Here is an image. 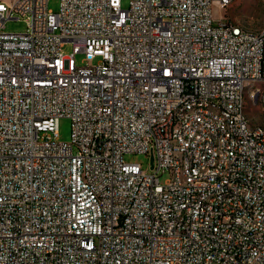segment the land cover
<instances>
[{
  "label": "built area",
  "instance_id": "2783aa9c",
  "mask_svg": "<svg viewBox=\"0 0 264 264\" xmlns=\"http://www.w3.org/2000/svg\"><path fill=\"white\" fill-rule=\"evenodd\" d=\"M49 1L0 0V264H264V131L240 121L264 79V26L215 20L216 0ZM11 20L26 31L6 32ZM200 101L232 118L227 167L178 187L175 129L198 167L213 162L217 121L199 110L202 134L188 128Z\"/></svg>",
  "mask_w": 264,
  "mask_h": 264
},
{
  "label": "bare ground",
  "instance_id": "6f19581e",
  "mask_svg": "<svg viewBox=\"0 0 264 264\" xmlns=\"http://www.w3.org/2000/svg\"><path fill=\"white\" fill-rule=\"evenodd\" d=\"M229 21V20H226ZM236 30H246L236 26ZM254 33H263V28L253 31ZM264 85V79H252L251 87L246 91L253 104L260 105L264 110V101L258 100V94L264 95V88L258 85ZM238 94H245V86H238ZM199 110L203 118H211L217 121V127L214 129L213 138L209 139V151L212 154L213 162H205L202 167H198V157L193 156L197 152V142L184 141L182 138V129H175L172 132V145L179 150L177 152L178 173L175 174V182L178 187L203 188L211 181L213 174H218L227 167L228 148L224 145V140L228 139V133L232 127V118L227 117L225 109L217 105H211L209 101H200L197 104H191L189 108L188 128H194V134H202L203 123H199ZM240 121H247L246 111H240ZM264 131V127L258 126ZM196 169V173H195ZM232 170H224V178H231ZM244 185V178H233L232 186ZM222 198V190H214L208 193L210 206H217V201Z\"/></svg>",
  "mask_w": 264,
  "mask_h": 264
},
{
  "label": "rangeland",
  "instance_id": "374dc122",
  "mask_svg": "<svg viewBox=\"0 0 264 264\" xmlns=\"http://www.w3.org/2000/svg\"><path fill=\"white\" fill-rule=\"evenodd\" d=\"M61 0H50L49 9L57 13L60 10ZM129 5L128 0H123V7L127 8ZM219 1H214L213 17L215 20L221 18L232 21L236 26L257 31L264 26V0H233L231 5L220 11ZM5 31L11 33L25 32L27 24L24 20H11L5 25ZM73 53V47L68 44L64 48V54L70 56ZM83 60L82 56L76 57V63L81 64ZM260 88H264L263 84L258 85ZM246 114L253 125L264 127V112L260 105L253 104L251 100L246 97ZM72 134L71 120L64 118L59 124V141L70 142ZM124 160L128 163H138L143 169H151V156L144 154H126ZM168 176L161 177V182H165Z\"/></svg>",
  "mask_w": 264,
  "mask_h": 264
}]
</instances>
